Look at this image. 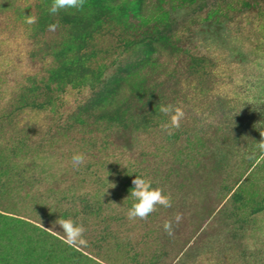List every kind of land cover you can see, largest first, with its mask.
Returning <instances> with one entry per match:
<instances>
[{
    "label": "trees",
    "instance_id": "obj_1",
    "mask_svg": "<svg viewBox=\"0 0 264 264\" xmlns=\"http://www.w3.org/2000/svg\"><path fill=\"white\" fill-rule=\"evenodd\" d=\"M87 1L128 18L136 33L146 23L145 27L152 29L148 33L151 41L167 48L170 56L167 62L148 55L125 63L120 75L111 77L107 73L88 91L82 88L73 96L75 104L69 110V100L54 92L56 81L43 78L47 93L40 107L51 114L52 120L39 131V149L30 167L36 170V183H30V190L39 195L42 206H51L48 210L54 212V222L60 216H72L111 234V238L122 236L141 248L149 245L165 250L170 239L182 235L183 226L182 222L174 224L173 235L169 236L163 229L164 221L177 212L196 209L193 201L208 194L220 199L218 210L212 208L208 214L215 218L216 226L213 231L203 228L190 245L179 247L181 255L191 250L194 241L206 253H232L237 246L246 253L259 250L264 254V243L257 247L254 245L258 239L253 240L256 232L264 230V224L259 223L264 219V205L253 206L250 219L242 218L230 207V199L236 196L245 201L252 199L253 195L246 192L250 186L255 187L257 198L264 203V151L257 147V141L264 139L260 135L264 119L252 124L253 130L247 134L238 112L230 110L225 98L214 93L219 77L217 63L194 44L197 31L181 35L174 29L177 9L200 0ZM244 3L248 13L264 11V0ZM144 4L158 9L159 17L147 21ZM216 13L206 11L204 21L216 18L209 23H220L221 16ZM108 66L104 72H108ZM162 75L166 76L160 78ZM57 85L61 88L66 84ZM121 86L124 91L119 90ZM58 99L63 106L54 111L52 102ZM167 104L178 105L185 112L180 127L171 129V135L161 129V124L170 120V115L160 112L161 105ZM242 151L248 154L239 157L238 171L234 157ZM76 152L86 155L85 163L78 168L71 163ZM28 156L17 158L22 161ZM136 174L163 186L172 198V207L157 206L146 220L130 221L127 211L133 200L129 195ZM235 178L236 183L232 182ZM229 185L232 187L227 190ZM259 263L264 264V260Z\"/></svg>",
    "mask_w": 264,
    "mask_h": 264
},
{
    "label": "rangeland",
    "instance_id": "obj_2",
    "mask_svg": "<svg viewBox=\"0 0 264 264\" xmlns=\"http://www.w3.org/2000/svg\"><path fill=\"white\" fill-rule=\"evenodd\" d=\"M244 1L248 0H200L177 9L174 29L181 35L197 31L194 44L217 63L219 77L214 93L225 98L230 110L238 112L248 134L252 124L264 119V11L248 13ZM51 3L0 0V264H260L262 252L246 253L237 246L232 253H206L194 241L191 250L183 255L178 251L184 243L190 245L203 228L213 231L216 226L217 221L208 214L212 208L218 210L220 199L208 194L193 201L196 209L183 214L182 235L170 239V250L149 245L141 248L125 237L111 238V234L84 222L87 245L72 247L64 242L54 222L56 216L48 210L51 206H42L39 195L30 190V183H36V170L30 167L39 149V131L52 120L40 107L47 93L43 78L56 81L54 92L69 100V110L75 104V94L84 87L88 91L107 73L120 75L122 65L137 57L152 55L167 62L170 52L151 41L148 33L152 29L146 28V23L139 35L128 18L96 8L94 2L86 0L82 11L66 9L56 15L48 12ZM143 8L149 14L147 21L159 17L155 7L144 4ZM206 11L217 12L222 21L211 24L216 21L211 18L205 22ZM30 16L36 17L35 23L27 22ZM51 24L58 25L54 31L49 29ZM106 65L108 72H104ZM58 83L66 85L60 88ZM62 106L58 99L51 108L58 111ZM24 154L31 157L20 161L17 156ZM247 154L242 151L234 157L235 170L241 168L239 157ZM246 192L254 198L245 201L236 196L230 199V207L250 219L253 206L264 203L257 198L255 187H247ZM259 223L264 224V219ZM253 240H257V247L264 243V230L256 232Z\"/></svg>",
    "mask_w": 264,
    "mask_h": 264
},
{
    "label": "clouds",
    "instance_id": "obj_3",
    "mask_svg": "<svg viewBox=\"0 0 264 264\" xmlns=\"http://www.w3.org/2000/svg\"><path fill=\"white\" fill-rule=\"evenodd\" d=\"M86 0H52L48 12L52 15H56L61 10L75 9L82 11L85 7ZM28 23H35L36 17L30 16L27 20ZM58 25L51 24L49 29L54 31ZM160 112L166 116L170 115V120L161 124V129L172 134L171 129L179 128L182 119L185 116V112L182 107L173 104L161 105ZM261 137H264V130L260 132ZM257 147L261 151H264V139L257 141ZM86 161V155L83 152H76L71 157V163L73 167L78 168ZM107 178V177H106ZM111 187H115V184H111ZM107 191V189H106ZM133 203L127 211V218L130 221L137 219L146 220L153 212L157 210V206L164 208L172 207V198L170 194L165 192L163 186L154 184L153 180L143 175H137L132 180V187L129 195ZM128 196V197H129ZM183 219V213L177 212L174 217L169 220H165L163 223V229L169 236L173 235V225H179ZM62 228L64 242L69 246H86L87 240L85 238L86 228L82 221L72 216L61 217L55 221ZM56 232V231H54Z\"/></svg>",
    "mask_w": 264,
    "mask_h": 264
}]
</instances>
